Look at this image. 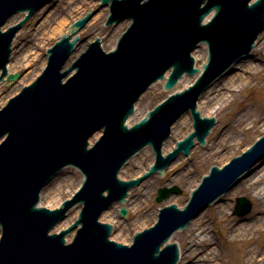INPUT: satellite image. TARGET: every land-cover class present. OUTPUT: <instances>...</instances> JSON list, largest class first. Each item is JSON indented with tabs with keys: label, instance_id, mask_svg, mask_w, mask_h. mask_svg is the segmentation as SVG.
Instances as JSON below:
<instances>
[{
	"label": "water",
	"instance_id": "obj_1",
	"mask_svg": "<svg viewBox=\"0 0 264 264\" xmlns=\"http://www.w3.org/2000/svg\"><path fill=\"white\" fill-rule=\"evenodd\" d=\"M46 1L0 0V26L10 14L25 9L31 13ZM108 1L103 0L104 3ZM248 2L114 0L111 18L119 20L128 16L133 20L115 51L105 54L98 43H94L70 69L60 73L74 41L69 43L64 37L56 44L44 74L0 111V137L7 134L0 145V264L175 263L178 255L175 245H165L162 251H158L159 246L173 231L184 227L192 216L227 191L231 183L264 153V137L244 155L234 158L223 170L213 168L183 211H178L174 205L165 207L159 214L158 223L138 234L131 247L110 242L109 225L101 224L97 219L112 201L123 199L126 190L135 183L117 180L116 173L123 162L146 143L152 144L158 152L169 134L170 125L184 110H192L195 132L179 142L178 147H184L187 154L194 136L202 141L213 120L199 118L194 110L195 101L209 82L235 60L248 54L257 34L264 28V0L252 5ZM51 4L53 9L56 0ZM212 9H215L216 15L208 24L201 25L202 19ZM21 18V15H16L7 25ZM84 22L80 21L77 25L82 26ZM14 31L13 28L0 33V68L7 61ZM86 38L90 36L82 34L79 41ZM200 41L208 44L210 55L208 64L204 66L205 72L196 85L187 92L170 97L149 113V120L141 121L128 130L124 121L132 112L134 101L150 83L162 78L170 67L173 71L166 87L172 86L183 72H194L190 52ZM206 55L204 44L194 52L196 67L200 70ZM247 57L254 56L251 53ZM241 60L243 58L238 61ZM73 68L76 69L75 75L62 83V78ZM232 69L234 65L216 81L230 75ZM194 78L184 76L170 91L163 90L162 82L152 85L136 104L130 123L142 117L169 92L184 88ZM190 126L191 118L183 114L174 123L164 151L171 150L173 141L186 135L192 129ZM101 127L105 129L104 136L93 148L86 149L88 137ZM175 152L164 160L159 158L158 166L156 163L151 172L157 167L164 168ZM259 163L262 166L264 160ZM66 164H74L84 173L81 190L71 202L65 203L63 210L36 208L43 184ZM257 168L253 166L233 186L245 175L256 172ZM81 181L82 176L77 170L65 168L45 185L41 205L49 208L58 206L78 188ZM176 190L159 189L157 200ZM75 202L84 204L78 220L59 235H48L49 229L64 217L65 210ZM78 210V207L72 208L58 228L70 224ZM250 210L248 201L237 198L235 214L242 216ZM78 224L81 227L73 243L64 245L63 236ZM112 225L115 232L116 227ZM163 256L164 262L159 261Z\"/></svg>",
	"mask_w": 264,
	"mask_h": 264
},
{
	"label": "rangeland",
	"instance_id": "obj_2",
	"mask_svg": "<svg viewBox=\"0 0 264 264\" xmlns=\"http://www.w3.org/2000/svg\"><path fill=\"white\" fill-rule=\"evenodd\" d=\"M62 2L64 3V0H56V4L54 5L53 9L51 3L45 5L39 11H37L17 33V37L13 43L14 48L10 64H13L14 67L16 66L13 74H18V80L12 85L5 84L0 86V107L5 104L7 99L16 94L23 85L30 83L31 80L41 72L46 60V49L54 41H56L58 37L66 33L68 30V26H66L61 34L56 33L52 37H48L47 34L49 33V28H52L55 25L53 21V15L48 18V22L46 21V23L41 26L43 19L46 18L47 15H51L53 12L58 10L62 6ZM70 8L71 11H69L68 15V19L70 21L69 24H71L75 19L82 17L88 11L93 10L95 14L99 8L101 9L100 12L103 10L100 18H98L94 23L88 26L86 25V27L80 31L79 37H82V34H84L90 36V38H86L85 41H80L78 50L85 47L96 36L100 37L101 44L105 50L112 49L119 34L129 23L127 21H123L116 26H105V19L108 9L100 5L99 0H87L86 3L81 5L79 8H73L72 6ZM111 28H115V30L110 32ZM263 40L264 31L257 40V47L252 51L254 57L247 58L248 61H252L262 66L261 71L254 75V78H257V82L259 84H264V46L261 45L260 47V43ZM26 48L31 49V52L33 53H39V56L36 60L32 61L28 68V73L26 75H22L23 67L21 64H19L18 60H16V57L20 58V56L25 53ZM239 67V64L237 67L235 66L234 69H232L230 75L234 72H238L240 70L238 69ZM258 89L259 88L257 87L245 90L238 96L235 102L215 112L214 110H211V105L207 107L203 106L200 111L203 113H213L207 116L216 118V124L213 126L211 133L208 135L207 143L203 146L196 145L191 150L188 157L180 155L171 164V166L163 172L162 175L151 176L143 181L138 187L130 190L129 197L126 202V207L128 209L127 216L122 218L119 215L118 205L115 206L117 209L116 212H114L115 219L121 218V225L126 226L125 230L123 231L126 234V237L124 239L119 238L121 235H123V233L119 234V237H117L115 234L117 232V227L115 226L116 229L112 239H118L119 242H125L129 244L132 240L134 232L150 226L156 220L158 209L160 207L169 203H178V205L184 204L188 199L190 191L198 184L202 175L208 172V169L211 165H222L232 156L243 151L245 146L251 144L257 137L264 134V106L260 107L257 104L259 99L261 100L260 91ZM248 101H252V103H250L249 106H245ZM213 105H216V103H213ZM224 133H226L228 136L227 141H231V144L223 148L220 152H213L214 146L218 141H220ZM151 152V150H146L147 155L142 167H129L127 169H123L121 170L119 176L122 179H129L143 173L147 166H149L148 163L150 159H153ZM257 166H261V164L258 163ZM186 168L189 172L187 176L182 174V171ZM193 180H196L197 182L192 188L189 189V185ZM172 186H176L180 192L172 194L167 199L160 202L156 201L158 188ZM145 190L148 192V196L146 199L143 198L145 202L143 204L141 203V209L137 213L132 212L131 208L133 204H135V201L138 200L142 192ZM238 196L245 197L252 203L251 212L242 217L236 216L233 213L235 198ZM226 199L227 198H222L221 201L210 205L206 210L203 211L206 228L208 230V237L211 240L212 246L217 249L218 252L216 260L219 264H257L255 258L251 259V256H248V253L244 252V250L247 247H252L250 245L261 249L263 246L262 241L264 239V231L257 228L256 226L252 227L250 232L252 239L250 240V243L246 244L242 242L241 245L240 243H236L240 245L239 248H241V251L243 249L241 254H238L235 251L236 249L234 248L233 243H231L228 239L229 235L226 232L225 227L227 224H230L231 222L234 224L239 220H242V223L254 221L258 212L264 211V209L260 208L261 203L254 197V193L249 188L243 187L241 191L232 197V200H230L232 206L228 209L226 214L221 217L219 216L217 210L223 202L230 203ZM149 213L152 215L147 220L145 219V216ZM101 220L104 219L102 218ZM106 222L110 223V221ZM185 231V229L177 231L172 237V239L178 243L182 253L186 251L187 239L189 238L190 233L193 232V230H190L187 233H185ZM127 234H130L131 237H127Z\"/></svg>",
	"mask_w": 264,
	"mask_h": 264
},
{
	"label": "bare ground",
	"instance_id": "obj_3",
	"mask_svg": "<svg viewBox=\"0 0 264 264\" xmlns=\"http://www.w3.org/2000/svg\"><path fill=\"white\" fill-rule=\"evenodd\" d=\"M87 0H64V3L62 2V6L53 12L51 15H47L46 18L43 19V23H41V26L48 22L52 15L54 26L52 28H49V33L47 34L48 37H52L54 34L59 33L61 34L63 29L66 26H69V11H71V6L74 8H79L81 5H84ZM102 8V7H101ZM100 8L98 11H96L95 14L91 17V19L86 24L87 26L94 23L103 13L100 12ZM86 27V26H85ZM84 29V28H83ZM111 30V31H110ZM110 32H113L115 28H111ZM69 33V30L67 31ZM106 33V32H104ZM257 43L254 48L257 47ZM264 46V40L260 43V47ZM80 46V44H79ZM39 56V53H33L31 52V49L26 48L25 53L20 56V58L16 57V60H18L19 64L23 67V74L26 75L28 73V68L31 65L32 61L36 60ZM249 58V57H247ZM247 58H243L241 61H237L234 64V67L239 64L240 69L238 72H234L231 75H225V78H221L220 81H215L213 84L210 85V87L202 94L198 101V109L201 110L204 107L212 106L211 110L217 111L220 110L226 106H229L233 102H235L238 98V96L243 93L247 89L252 88H259L260 91V98L258 101V105L260 107L264 106V84H259L257 82V78H254V75H256L259 71H261L262 66L259 64H256L252 61H248ZM16 66L14 67L13 64H9V73L8 77L5 79V81L1 84L3 85H12L14 84L18 79L12 80L9 78L11 74L15 71ZM255 80V81H253ZM257 90V89H256ZM258 91V93H259ZM257 94V91H256ZM213 103H216V105H213ZM252 101H248V103L245 104V106H249ZM202 115H211L213 113H203L201 111ZM227 135L224 133L222 135V138L220 141L217 142V144L213 148V152H220L223 148L226 146H229L231 144V141H227ZM246 148V146H245ZM146 150L141 151L139 154L134 156L123 169L132 168V167H142L146 158ZM226 157V156H225ZM151 163V159L148 164ZM172 162L169 164L167 169L171 166ZM188 169L182 171V174L187 176L188 175ZM155 176V175H154ZM196 179V177H195ZM196 180H193L190 183V188H192L196 184ZM243 187L249 188L253 193L254 197L261 203L260 208L264 209V164L262 166H258L256 172H250V175H245L243 180L238 181V183L235 186H232L231 189H229L225 195H223L221 198L218 199L215 203H218L222 200V198H227L230 202L232 200V197L235 196ZM145 189V188H144ZM143 189V190H144ZM188 189V190H189ZM187 190V191H188ZM180 192V191H179ZM148 196V192L145 190L142 192L141 196L138 198V200L135 201V204H133L131 210L132 212H138L142 205ZM170 196V195H169ZM168 196V197H169ZM144 198V199H143ZM214 203V204H215ZM119 205V204H117ZM116 205L113 204L109 209H107L102 214V218L106 221H110L115 224L117 227V232L115 233L117 237H119V234H122L119 238L124 239L126 237V234L123 232L125 230V225H121L122 221L119 219H115L114 212H116ZM232 206V203H226L223 202L220 207H218V214L219 216L223 217L228 209ZM152 214H148L145 216V219H149ZM154 216V215H153ZM101 218V219H102ZM115 219V220H114ZM256 226L257 228L264 231V211H259L257 214V217L254 221H247L243 222L242 220H239L238 222L232 224L226 225V232L228 233L231 243L234 245V249L236 253L241 254V248L240 245L242 242L244 243H250V240L252 239L251 235V229L252 227ZM185 233L189 232L190 230H193L192 233H190L189 238L187 239L186 243V251L184 253L181 252L179 264H219L217 262V256L218 252L217 249H215L212 244L211 240L208 237V230L206 228V223L204 220L203 212H200L198 216L194 217L193 220L189 223V225L185 228ZM114 234V233H113ZM189 234V233H188ZM113 236V235H112ZM127 237H131L130 234H127ZM173 240V239H171ZM263 246L261 249L254 247L253 245H250L252 247H247L244 252L248 253V256H251L252 258H255L257 264H264V239H263ZM240 243V245L236 244Z\"/></svg>",
	"mask_w": 264,
	"mask_h": 264
}]
</instances>
